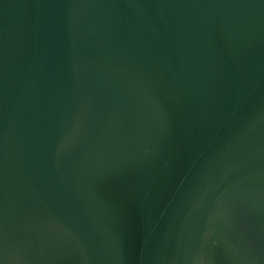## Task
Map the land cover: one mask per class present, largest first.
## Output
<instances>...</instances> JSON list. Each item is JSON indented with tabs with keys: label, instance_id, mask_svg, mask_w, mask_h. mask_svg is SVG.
<instances>
[{
	"label": "water",
	"instance_id": "obj_1",
	"mask_svg": "<svg viewBox=\"0 0 264 264\" xmlns=\"http://www.w3.org/2000/svg\"><path fill=\"white\" fill-rule=\"evenodd\" d=\"M0 264H264V0H0Z\"/></svg>",
	"mask_w": 264,
	"mask_h": 264
}]
</instances>
